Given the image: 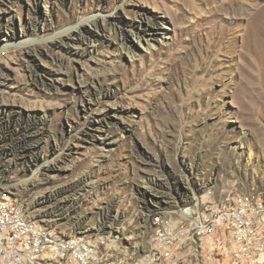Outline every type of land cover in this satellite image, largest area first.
<instances>
[{"label":"rangeland","instance_id":"374dc122","mask_svg":"<svg viewBox=\"0 0 264 264\" xmlns=\"http://www.w3.org/2000/svg\"><path fill=\"white\" fill-rule=\"evenodd\" d=\"M263 9L0 0V193L116 264L145 260L151 213L179 217L209 189L264 197ZM163 21L168 43L145 49ZM195 246L178 264H221Z\"/></svg>","mask_w":264,"mask_h":264},{"label":"built area","instance_id":"2783aa9c","mask_svg":"<svg viewBox=\"0 0 264 264\" xmlns=\"http://www.w3.org/2000/svg\"><path fill=\"white\" fill-rule=\"evenodd\" d=\"M221 196L231 199V206L226 208L237 217L236 226L228 223L227 238L214 239L216 224L227 217L208 220V212L222 206L213 193L190 214L161 216L162 225H153V234H158L153 262L143 260L142 264L180 263L190 249L189 233L198 234L200 249L221 255V264H264V214L256 212V204L262 201L249 199L248 191L228 190ZM36 251H43V259H36ZM22 255H30V262H22ZM109 255L105 242L94 236H90L88 252H81L78 240L69 244L41 241V233L32 230L31 222L21 225L12 207L11 211L0 212V264H116Z\"/></svg>","mask_w":264,"mask_h":264},{"label":"bare ground","instance_id":"6f19581e","mask_svg":"<svg viewBox=\"0 0 264 264\" xmlns=\"http://www.w3.org/2000/svg\"><path fill=\"white\" fill-rule=\"evenodd\" d=\"M252 18L253 22H257L254 25L255 31H259V29L264 27V9L258 10ZM167 28H169V22L163 21L162 26H157L155 30L150 32L149 35L139 37L140 43L147 50H152L153 47L157 46V43L167 44L170 36L169 31L165 30ZM210 194L212 193L209 189L208 192L205 193L204 197L199 198L194 196L193 201L189 205L183 206L181 208L180 216L182 214H190L192 211L196 210L202 202H207L208 195ZM248 198L261 200V203L256 204V212L259 214H264V197H254L252 195H248ZM8 200L11 204L8 203ZM218 205L222 206H217L214 211L208 212V220H219L220 218L224 217H227L228 219H221L218 221L216 224V230L214 231V239L227 238L226 229L228 228V223L229 226L237 225L236 213H234L231 208H226L231 206V199H228V196H222L218 199ZM11 207L13 208V212L17 215V217L20 218L21 225H28V222H31L32 230L36 233H41V241H49L50 239L52 244H69L73 240H78L81 243V252H88V243L90 242V238L87 235L84 233L70 236L60 235L56 231H53L51 227L29 217L25 207L17 200L3 192L0 193V212L11 211ZM161 216L163 215L158 211L151 213L152 225H162V218H160ZM189 244H196L197 246L195 247L197 250L200 249L197 233H189ZM157 248L158 234L152 233L148 245V254L145 258L146 262H153V250H157ZM36 259H43V251H36ZM22 262H30V255H22Z\"/></svg>","mask_w":264,"mask_h":264}]
</instances>
